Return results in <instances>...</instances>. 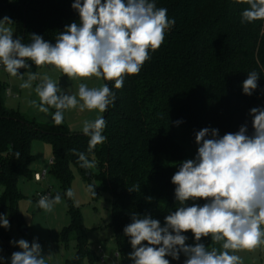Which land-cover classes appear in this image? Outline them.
Instances as JSON below:
<instances>
[{
	"label": "trees",
	"instance_id": "trees-1",
	"mask_svg": "<svg viewBox=\"0 0 264 264\" xmlns=\"http://www.w3.org/2000/svg\"><path fill=\"white\" fill-rule=\"evenodd\" d=\"M74 0H0V19L8 16L14 24V39L30 43L37 34L52 44L56 36L73 22L80 23L79 13L72 8ZM104 2V0H102ZM157 7L167 9L175 25L165 34L162 46L149 52L140 73L126 76L123 87L116 89L114 81H105L116 94L113 106L104 114L106 141L87 153L88 137L82 132H69L44 127L4 104L0 93V216L17 214L22 197L18 181L33 177L32 143L35 139L48 140L52 145L53 163L49 174L61 185L65 195L74 178L73 168L95 193L105 190L112 196V226L118 254L123 264H134L129 259L133 251L130 237L123 229L132 222V215L141 218L151 215L164 226L165 217L176 211L175 187L171 177L179 170L180 162L194 159L197 145L195 135L203 128H216L219 135L235 133L247 124L248 134L254 131L250 110L264 108V20L241 22V12L247 4L235 0H155ZM29 69L36 66L28 61ZM259 74L257 88L252 95L243 93V82L248 73ZM176 121H180L176 124ZM71 149L95 158L97 167L91 170L79 166L78 156ZM19 152V159L15 153ZM88 172L91 173L88 176ZM92 178L98 182L94 183ZM140 185V191L129 187ZM66 196V195H65ZM151 197V201L147 198ZM69 199V198H68ZM208 201L189 200L203 206ZM70 223L61 237L76 240L80 259L69 258L67 264H84L93 255L86 238L83 216L72 199ZM5 234L0 225V236ZM186 244L195 245L191 231ZM147 244V242H143ZM206 248L211 237H202ZM170 264H184L166 256Z\"/></svg>",
	"mask_w": 264,
	"mask_h": 264
},
{
	"label": "clouds",
	"instance_id": "clouds-1",
	"mask_svg": "<svg viewBox=\"0 0 264 264\" xmlns=\"http://www.w3.org/2000/svg\"><path fill=\"white\" fill-rule=\"evenodd\" d=\"M235 3L248 5L241 12L242 23L264 20V0ZM72 8L79 13L80 23L67 25L56 36L55 44L37 34L31 35L30 43H22L21 38H13L14 22L8 16L0 19V66L21 81V89L35 92L39 102L30 100L31 107L44 114L55 110L51 113L55 125L63 124L66 111H96V118L84 120L81 128L89 138L87 153H92L107 139L103 135L107 122L100 114L116 100L109 85L89 87L80 82L77 91L70 94L47 73L29 70L21 74L19 70L29 69L30 60L37 68L51 66L72 81L95 77L114 81V87L121 89L125 77L138 75L151 59L149 52L162 46L175 19H169L167 9L157 7L155 0H74ZM258 78L256 71L248 73L243 82L244 94L252 95ZM249 115L254 129L251 135L247 124L223 136L216 128L196 133L199 147L195 158L180 162L179 170L171 177L178 207L165 217L164 226L151 215H132V222L123 232L130 237L133 251L129 259L134 264H170L165 257L179 260L181 253L186 257L184 264H244L239 252L264 248V108L254 107ZM70 151L78 156L81 168L97 167L95 158L89 159L85 152ZM15 155L19 159L20 153ZM94 189L95 185L88 184L84 191L95 197ZM129 191H140V185L129 187ZM65 195L75 199L76 193L69 188ZM198 199L208 202L186 206L187 201ZM60 203L59 193L42 195L37 207L51 213ZM0 225L10 227L7 216H0ZM188 231L197 242L194 246L186 244L188 237L183 233ZM202 237H211L210 247L200 243ZM10 243L22 249L12 253L11 264H49L52 259L51 253L42 255L41 245L35 241L31 245L24 239Z\"/></svg>",
	"mask_w": 264,
	"mask_h": 264
},
{
	"label": "rangeland",
	"instance_id": "rangeland-1",
	"mask_svg": "<svg viewBox=\"0 0 264 264\" xmlns=\"http://www.w3.org/2000/svg\"><path fill=\"white\" fill-rule=\"evenodd\" d=\"M19 72L23 74L26 71ZM33 72L47 73L59 82L61 89L70 94L77 91L80 82L87 83L89 87H98L105 83L104 80H97L95 77L87 81H72L51 66L36 67ZM20 83L19 79L10 77L3 68H0V93L6 107L20 112L26 118L34 120L41 126L68 130L72 133L82 132L83 121L95 119L97 116L96 111L89 112L86 110L80 112L78 109L70 110L65 112L63 124L55 125L51 119V113L55 110L50 109L49 114H44L31 107L29 101L35 99L39 102V99L34 91L29 93V90L21 89L19 87ZM7 87L18 97L7 95ZM104 114L100 115L104 116ZM32 152L35 157L31 165L33 175L35 172L43 173L46 170L49 172L51 159L53 158L51 143L45 139H35L32 143ZM73 173L74 178L71 188L75 191L76 196L75 199H72V202L82 213L89 248L92 254L98 257L95 262H92L91 258L86 256L83 263L123 264V260L118 254L112 226V196L105 190L100 189L96 192V196L92 197L84 191L89 184V178L84 179L76 168H73ZM92 181L94 183L98 182L95 178H92ZM18 186L22 197L17 205V214L12 217L8 213L6 216L10 227L4 228L2 226L5 234L0 236V256H3L4 260L0 261V264H11L12 253L22 251L18 245L10 243L20 239L26 240L30 245L34 241L39 243L43 256L51 253L52 259L49 264H67V260L76 253L75 238L72 236L66 243L61 237L62 229L68 226L71 220L68 197L62 194V203L56 205L51 213H46L37 207L40 193L46 190H50L51 194L62 192L61 185L48 173L42 181H36L34 176L29 179L21 177ZM238 254L243 258L244 264H264V248L257 249L255 252L241 251ZM102 257L104 260H102Z\"/></svg>",
	"mask_w": 264,
	"mask_h": 264
},
{
	"label": "built area",
	"instance_id": "built-area-1",
	"mask_svg": "<svg viewBox=\"0 0 264 264\" xmlns=\"http://www.w3.org/2000/svg\"><path fill=\"white\" fill-rule=\"evenodd\" d=\"M0 68H3L2 66H0ZM6 93H7V95H9V96H14V97H18V95L17 94H13V92L10 90V88H6ZM259 108L261 107V106H258ZM53 163V159H51V164ZM49 172H48V170H46V171H44L43 173H41V172H35L34 173V179L36 180V181H42L46 176H47V174H48ZM42 195H48V196H50L51 197V192H50V190H46V191H44V192H42V193H40L39 194V198L42 196ZM8 246V245H7ZM102 260H104V258L102 257Z\"/></svg>",
	"mask_w": 264,
	"mask_h": 264
},
{
	"label": "water",
	"instance_id": "water-1",
	"mask_svg": "<svg viewBox=\"0 0 264 264\" xmlns=\"http://www.w3.org/2000/svg\"><path fill=\"white\" fill-rule=\"evenodd\" d=\"M88 176H90L91 175V173L90 172H88V174H87Z\"/></svg>",
	"mask_w": 264,
	"mask_h": 264
}]
</instances>
